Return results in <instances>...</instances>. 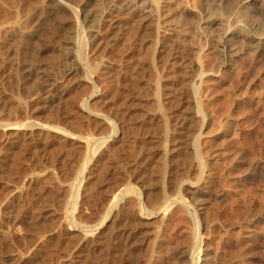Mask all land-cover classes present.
<instances>
[{
	"label": "rangeland",
	"instance_id": "rangeland-1",
	"mask_svg": "<svg viewBox=\"0 0 264 264\" xmlns=\"http://www.w3.org/2000/svg\"><path fill=\"white\" fill-rule=\"evenodd\" d=\"M60 1L67 5L66 8L60 12L62 14L60 16L65 22L63 23V21H60V16L58 21L53 18L50 21V28L52 27V29H50L48 24L49 20L47 23L45 22L48 26L46 24L44 25L42 23L44 22L42 17L49 12L48 10H51V7L54 8L59 0H0V32H2L0 34V47L2 48V45H5L4 47H6L7 50H9L8 48L14 49L15 46L11 44L17 43L16 47L20 50H17L19 53L16 52L17 54L15 53L13 56L15 58V55H17V58L21 56L18 62L20 64V61L23 62L22 59H24V61H30L32 59L35 60L37 56L40 57L36 60H42L45 57V53L42 51L45 45L52 46L53 44L56 46L55 44L58 42L59 44L60 42L66 44L65 51L71 58L70 61L68 59V61L65 62L66 67L65 64L60 66L62 68L59 67L63 76L61 73V76L58 75L57 77H54L56 81L52 79L51 82L54 80L53 84L51 82L50 85L49 83H45V89L43 88L41 90L43 94L40 92L42 99L38 98V95L40 94L33 95L32 98H36L35 100L40 101L43 100L42 102H44L55 98H61L62 96L60 97V93H62L63 97L61 99L63 100L64 98V100L62 101L59 99V101L61 100L60 105L63 106V104H67L71 101V99L68 98L71 96V93L70 96H68L69 94L67 93L69 90H76L78 87V89H80L83 84L84 86L87 85L89 89H86L87 92L83 93V95H85L82 96V100L80 99L81 101L79 100V102H77L78 105L76 104L74 109L75 111L78 110V112L76 111L77 113H75L74 110V112L72 111L73 114L70 112V118L67 116V121L71 122V124H68V122L66 124L73 126L75 124H72V122L78 124L83 119L84 121L82 122H84L85 127H87L88 123H91V121L94 123L93 126L96 127V123L99 127H96L98 128L96 130L93 128V134H91L89 138L78 137L81 133L80 131L76 132V134H69L67 137V135L60 134L56 129L50 130V132L52 131V136L50 133L51 138H49L50 140H48L47 143H53L54 141L53 150H56H50V158L55 156L54 159H56L58 154L56 156L55 153L59 151L58 146L64 141L63 144H67L66 147L72 149L71 145L73 144V147H75L70 151L65 150L67 149L65 147V149H63L64 151L61 150L63 153L61 151H59L60 153L58 152L59 157L57 159L61 157L59 159L61 162L57 159L58 162H56L61 164L58 165L55 162L57 164L55 165L56 167L61 166L58 167L60 173L57 168L58 173H54L53 177H51L53 180L49 179L51 181L48 183V181H46L47 179H45L46 172L39 173L37 171V173L34 172L35 174L29 173L28 175L27 172L31 171L28 166L32 161L27 160L29 164L22 161L23 165L19 161L20 165H22H19L21 170L19 169V166L18 168L13 169L10 167V164L6 165V162H4L5 164L3 163V161H5V156L13 154L11 156L13 157L16 155L14 153H17L20 148L28 147V145L31 144V135L29 136L31 129L28 128L32 127L23 128L24 126L14 127L11 125L5 127L0 126V148H2L0 149V163H3L2 165H4V167L6 166L5 169L4 167L3 169L0 168V171L2 170V173H4L3 176L1 175L2 173L0 174V180L3 178L0 181V189L6 188L7 186L9 189H12L9 190L6 188V195H2V202L0 203V264H83L84 260L82 259H84V255H81L80 253L84 254V250L82 249L85 244H92L91 248L93 250H91L92 255L90 256V264H95L94 259L99 257L100 252H98V256H96L97 250L95 252V246L93 244L96 241L93 243L91 242L93 241V238L97 240L101 238V234L108 235V233L109 235L111 233V235L114 236L112 238L113 244L120 242L121 244L128 243L127 245H132L136 240H140L141 238L140 243H142V245L144 244L145 247L150 245L148 244L149 242L153 245L154 243L160 244L161 241L164 242H161V244H171L172 246L170 245V247H173L176 250L183 247L182 249H186L185 254L182 256L181 254L177 255L183 264H194L199 255L200 260L196 264H264V49L261 52L248 49L242 56L227 62V65L222 67V64L218 61L216 55V37L208 38L204 36L205 34L199 27L203 10L207 9L209 6L208 0L207 3L206 0ZM240 2L241 0H225L224 3L221 4V8L223 14L225 11L224 8L226 9V7L237 8V17L242 25L238 27V29H240V35L235 43L239 47L244 48L246 43L245 36L248 32V24L254 19V21L260 25L261 29H264V15L256 12L248 13L246 9H243ZM259 2L262 8H264V0H259ZM74 5H79L81 12L83 7L88 8L87 11H89V14L84 22L86 27L85 33L83 32L82 27H80V29L79 26L76 27L78 25L76 15L72 20L75 14L72 9V6ZM100 5H102L101 8ZM141 8H144V13L142 12L144 16H137L136 19L133 20L132 17L134 16V13L137 9ZM21 12H23V14ZM15 13L16 15H14ZM18 13L20 14V17L22 15L21 19H18ZM147 14L149 18L145 16ZM247 14L249 16H247ZM6 15L9 16L7 17ZM11 16H13L12 18L16 16L14 19L17 18L20 20V22H22L20 23L21 26L19 24L16 25V23L13 22L11 24H15V27L13 25L9 26V22L13 20L12 18H9ZM83 16L84 15H80L81 20L83 19ZM98 16L102 17L100 19L101 22L99 21ZM143 17L145 19H143L144 22L141 19ZM93 18H97L98 20H94ZM139 18L141 20L138 21ZM18 20L16 21L18 22ZM41 20L42 22H40ZM74 20L76 21L75 24L73 23ZM234 20L235 19H233V21ZM13 21L15 22V20ZM140 21L141 24H139ZM145 21L148 24L145 23ZM5 22L9 24H6ZM53 23H56L59 26L57 27L55 24L54 27L52 26ZM132 24H139L140 26H131ZM4 26L7 28L5 29ZM18 26H20V28ZM59 27L61 30L58 29V31L56 28ZM144 27H148V29H145ZM67 28L70 29L66 30ZM130 29L133 31L130 32ZM136 29H139V32L136 31ZM10 30L15 33L12 34ZM25 30L26 34L24 33ZM36 30L38 32H36ZM62 30L64 32H62ZM42 31L43 33H41ZM57 31L59 37L57 36ZM69 31L72 35H69ZM134 31L138 33H135ZM16 32L18 34H16ZM27 32H30L31 34H28ZM34 32L36 35L33 34ZM65 32H67L69 36H72V39H69L71 37L68 38L67 36L69 40L66 38V41L63 40L64 35L67 34ZM19 33H21V36L27 35L28 37L23 36L22 38L23 40L26 38L27 41L26 39L24 41L17 39H21ZM74 33L75 35H73ZM38 34H40L41 37L44 36L43 38L45 39L49 38L47 40H41V37ZM135 34H137V36ZM5 35H8L9 37H5ZM15 35L18 36L15 37ZM31 35L37 39H31ZM2 39L5 40L7 44L3 43L5 41ZM84 40L88 41L87 48H84ZM21 42L23 45L25 44L24 47H22L23 45ZM47 42L51 45L49 43L46 44ZM41 43L43 46L40 45ZM43 43H45V45ZM18 44L19 46H17ZM33 44L34 46L36 45V47L41 48L37 51L38 55L35 51L37 48L34 51L29 49L30 45ZM102 45L103 48L101 47ZM104 46H106L105 50ZM19 47H22V50ZM1 48L0 52H2L3 55L0 53L2 55H0V68L2 67L0 70V78L2 81L0 80V83H5V79L10 81L14 80L18 83V79L15 78L17 77V75L15 76L17 70L14 68L11 70V64H7L9 61H7L5 58L6 56H4L7 54V50L3 52ZM175 48L178 49V51L173 55V51L176 50ZM3 49L5 50V48ZM14 50L16 51V49ZM94 50L96 51L94 52ZM102 50L104 52H102ZM119 50L121 54H119ZM20 51H22V53ZM31 51L32 54L36 55H33L35 57L30 55L31 53L29 52ZM83 51L84 53H82ZM81 54L86 58V62L81 59ZM129 54L130 56H128ZM147 54L150 55L148 60L147 58L145 59ZM41 56L42 59H40ZM17 58L16 60H18ZM2 59L3 61H1ZM91 59H94V64ZM89 61H91L94 66L96 63H99L96 65L99 66L98 70L100 71L93 73L94 78L89 75L90 68L88 66L91 64ZM135 61L139 62V65H137L138 67L134 71V67H136L133 66L136 63ZM131 63L132 67L130 65ZM92 64L91 66H93ZM140 65H144V68ZM7 66H10L11 69ZM139 67H142L143 69ZM75 68H80V71H78L76 75L72 73V70ZM107 69L112 71L114 69L113 72H110V74L112 73L111 75H113L114 72L117 73L114 74L115 76H111L109 73H106ZM140 69L143 72L140 71ZM6 73L9 74L7 75ZM131 73H133V75ZM136 74L138 75V79L135 77ZM3 75L7 76L3 79ZM8 76H11L12 78L10 77V79ZM123 77L129 78V82H132L130 86L135 83H133V81L138 83H136L137 85L134 84L136 86L133 85V89L132 87L127 86V88H131V91H127L130 96L125 95L126 97H124V94L122 93V97L120 94L123 92V88H125V86L120 85L121 82H123L121 80L124 79ZM63 79L67 80L65 81ZM8 80L6 81L9 84L10 81L8 82ZM64 82H66L65 86ZM110 82L112 83L110 84ZM1 84L0 86H2ZM119 85L122 86V88L120 87L122 91H118ZM55 87H59V89L54 91ZM1 90H3V88ZM52 91L53 94H51ZM65 92L67 94H65ZM10 96L11 95H9V97ZM9 97H7L8 101L7 99L5 101L8 103L11 99L12 104L15 105H11L10 103L8 107L4 106L6 109H4L2 105L3 98H0V105L2 106H0V111H3L2 113L6 114L4 116L1 114L2 118H0V120L2 119V121H4L3 118L8 116V119L6 117L4 122L7 120L11 121V119L12 121H17L20 117L17 116L19 113L16 111L15 107L18 105L17 98L13 96L14 99L13 97H10L9 99ZM67 98L70 101H66ZM84 100L88 101L89 104H96L97 107H94V110L92 109V111H89L84 105H82ZM97 102L99 103V106ZM9 107L11 108L9 109ZM2 108L7 111L5 112ZM40 108L41 107H39V109ZM97 108L99 109L97 110ZM32 110H28V113H24L22 116L24 115V117L28 116L31 118L27 120L31 121L32 118L34 120L32 113H35L37 109ZM29 111L31 115L29 114ZM78 113L82 114L79 115ZM78 117L81 121H79L80 119ZM70 119H72V121ZM19 120L20 118L18 121ZM165 123H167L168 127H166ZM183 123L189 124L190 129L181 128L183 126L180 124ZM56 124H61V122ZM66 124H64V126L68 128V125ZM38 126L39 124H36L32 129L39 130L43 128L42 126ZM85 127H83L82 136L87 134L86 130H88V128L86 129ZM114 127H117L118 131L113 135L111 134V129L113 130ZM133 128H135V130ZM25 136H27V139H25ZM23 138L25 139V142ZM54 138L59 141H55ZM105 139H107L106 143H104L96 154H94L93 149L96 147V144L105 141ZM61 140L63 142H61ZM26 141L29 143L26 144L27 146L25 145ZM18 142L20 143L18 144ZM135 142L137 145L134 144ZM22 144H24V146ZM77 145L81 148L79 149ZM55 147L58 148L55 149ZM28 148H30V145ZM110 148L114 149L111 150ZM6 149H8V151ZM10 149L11 151H9ZM76 149L80 151H78L77 154L75 152ZM65 151L67 153H65ZM106 151H108V153ZM110 151L111 155L109 153ZM69 152H71L70 155L75 152L73 154L74 157L71 155L72 160L69 158V155V157L66 155L69 154ZM105 152L108 155V159L106 157L104 159L103 157ZM118 153H120L121 156H119ZM80 154L81 156H78ZM47 155L43 158L47 159L49 154ZM63 157H66V159ZM79 157L80 159H78ZM109 157L114 160H110ZM99 158L103 159V161L100 160L99 162ZM69 159L72 162H70ZM85 159H89L90 161L87 168L84 169L83 165L86 161ZM117 159L119 161H117ZM108 160L110 163L104 162ZM75 161L80 163L78 164ZM74 162L79 166L83 164L80 166V169L84 170H78L77 167L79 166L76 165L74 167ZM108 163H112L111 166L105 165ZM104 166H106V168H104ZM72 167L75 170L77 169V172H74ZM162 167L165 168V171ZM23 168L24 170L22 171ZM27 168L29 170H27ZM114 169H116V171L118 169V173ZM6 170L11 172H6ZM68 170H72L73 172ZM15 171L17 175H10V173H15ZM25 171L27 175L26 173H23ZM111 171L114 172L113 174L115 175L117 173L118 178L117 175L115 176L112 174L116 180H114L115 178L111 175ZM20 173L23 174L19 175ZM24 174L27 177L23 176ZM39 174L40 176H43L40 177ZM9 176L11 177L9 178ZM32 176L33 181L31 182L32 179L30 180V178ZM56 176L58 177L56 178ZM80 178L83 180L82 185L80 184ZM110 178L111 180H109ZM105 179H107V181ZM41 180L43 184L42 182H39ZM44 181H46V183ZM16 182H19L18 184L20 185V188H18L19 186L18 184L16 185ZM37 182L41 183L45 189L48 188L49 194H51V196L55 195V200L57 201L55 202L53 197L54 202L48 203L50 205L45 203L47 204L45 208H43V200L39 202L42 207H35L36 205L32 203L29 197H32V192L33 194H38L39 189L37 190ZM31 183L33 185L35 184L36 187L32 188ZM21 185L24 187L23 189H21ZM25 186L30 189L29 192ZM78 188H80V196L77 200L75 192ZM126 190H128V192ZM198 190H201L202 193L200 192V194H198ZM120 191H124L125 193L123 192L122 195ZM115 193L120 196L122 195L123 199L119 200V204L127 202L131 197L130 200H132L133 206L131 207L132 210L130 208L128 211L133 214V223L137 226L135 227L134 224V226H130V230L127 233L124 231L122 233L120 231L122 229L115 228L118 233L121 232L120 235L115 233L116 231L114 229V227H116L114 225L120 218V216L119 218L116 217L117 215L115 216V214H118L119 212H116L118 209H116L115 206L113 208L114 210L110 212V215L108 212L110 206L115 204V201L117 202V200L114 201L112 199ZM21 194L25 195L22 197ZM197 195L200 196L198 197ZM25 196H27V198ZM56 197L59 200L56 199ZM21 198H23V200ZM14 200L17 202L20 201L21 203L23 201L24 204L19 205V202L17 205ZM29 201H31V203ZM170 202H173V204L167 209V205ZM26 203H30V208L29 204L27 205ZM39 204L37 206H39ZM135 205L136 208H134ZM165 205L166 208L164 207ZM21 209L24 211L23 213L21 212ZM40 209L42 210L40 211ZM147 209H154L157 211L148 216L147 212L145 213V211H148ZM29 214L34 215V217L36 216V218L33 219V216H30ZM104 216L106 217L104 218ZM113 217L118 221H113ZM75 222L80 225H75ZM137 223L139 224V227ZM167 224H169V226ZM163 225L168 227H164ZM88 229H94V232L88 231ZM129 232L130 234H128ZM137 232L139 234L137 236L134 235L137 234ZM123 234L126 236L124 237ZM87 237L89 239H86ZM144 237L147 239H144ZM178 237L180 240L177 239L176 241L175 238ZM90 239H92V241ZM186 239H189L188 242ZM182 240H184L185 243L184 241L181 242ZM178 241L181 243H178ZM138 242L139 241L136 243ZM199 245L201 248H198L196 249L197 251H195V247ZM200 250L201 252L199 254ZM165 252L163 255L160 253H154L156 255L153 257L154 260L157 263H160L161 260L163 261V257L168 255V252ZM171 260H174V258H171Z\"/></svg>",
	"mask_w": 264,
	"mask_h": 264
},
{
	"label": "bare ground",
	"instance_id": "bare-ground-1",
	"mask_svg": "<svg viewBox=\"0 0 264 264\" xmlns=\"http://www.w3.org/2000/svg\"><path fill=\"white\" fill-rule=\"evenodd\" d=\"M15 1V0H14ZM33 1V0H32ZM224 1L225 0H208V3H209V6H208V8L207 9H205V10H203V15H202V18H201V21H200V23H199V27H200V29H201V31L205 34H203L204 36H206V37H208V38H210V37H216L215 39H217V42H216V45L215 46H217L216 47V55H217V59H218V61L222 64V67H225L226 65H227V62H229V61H231V60H233V59H237L238 57H240V56H242L244 53H245V51L246 50H248V49H252V50H258V51H263V49H264V29H261V27H260V25H258V23L256 22V21H254V19L248 24V32H247V34H246V36H245V38H246V43H245V47L244 48H241V47H239L236 43H235V41L237 40V38H238V36L240 35V29H238V27L240 26V25H242L241 24V21L238 19V17H237V8L236 9H234V8H228V7H226V9L224 8V14H223V11H222V8H221V4L222 3H224ZM13 2V1H12ZM29 3V2H28ZM33 3V2H32ZM206 3H207V0H206ZM16 4V3H15ZM14 4V5H15ZM104 4V3H103ZM240 4H242L241 6L243 7V9H246V11H248V13L249 12H251V13H254V12H256V13H259V14H261V15H264V8H262V6H261V4H260V2H259V0H241V2H240ZM66 4L64 3V2H62V1H60L59 0V2L58 3H56L55 4V6H54V8L53 7H51V10H48L49 12L44 16L43 15V17H42V14H41V17H42V19H43V21L44 22H42V20L40 21V22H42L44 25L48 22V20H49V22H48V24H49V28H50V26H51V24H50V21L54 18V20H59L60 19V15H62L60 12H62V10H64L65 8H66ZM99 6V5H98ZM101 6L102 5H100V8H101ZM27 7V6H26ZM29 7V6H28ZM234 7H236V6H234ZM105 8V7H104ZM145 8V7H144ZM144 8H141V9H137L136 10V12L134 13V16L132 17V19L134 20V19H136V17L137 16H140V17H142V16H144V14H142V12H143V10H144ZM72 9H73V11L75 12V14H74V17L72 18V20L75 18V15H76V19H78V22H77V26L76 27H78L79 26V29H80V27H82V30H83V32L85 33V31H86V27H85V25H84V22H85V19H87V17H88V12L89 11H87V9L88 8H84L83 7V9H82V12L80 11V9H79V5H74V6H72ZM19 10V9H18ZM23 11V10H22ZM46 11V10H45ZM5 12H7V11H5ZM4 12V13H5ZM8 12H10V11H8ZM24 12V11H23ZM23 12H21L22 14H23ZM43 12V11H42ZM144 13V12H143ZM6 14V13H5ZM12 14V13H11ZM10 14V15H11ZM65 14V13H64ZM14 15H16V13L14 14ZM20 14L18 13V16H19ZM36 15V14H35ZM80 15H84L83 16V19L81 20L80 19ZM5 16V15H4ZM7 16V15H6ZM9 16V15H8ZM7 16V17H8ZM24 16V15H23ZM60 16V17H59ZM65 16V15H64ZM145 16H147L148 17V14L147 15H145ZM247 16H249L248 14H247ZM13 16H11V17H9V18H12ZM16 16H14V18H15ZM40 17V16H39ZM40 17V18H41ZM109 17V16H108ZM147 17H145V18H147ZM3 18H5V17H3ZM14 18H12L13 20H15V22L12 20L11 22H9L10 23V25L9 26H14L15 24H11L12 22L13 23H16V25H20V23H22V22H20V20H18V19H21L22 18V15H21V17L19 16L18 17V19L16 18V19H14ZM29 18H30V16H29ZM32 18H33V16H32ZM40 18H39V20H40ZM55 18H57V19H55ZM59 18V19H58ZM94 18H95V16H94ZM93 18V19H94ZM102 17H100V16H98V19H99V21H100V19H101ZM149 18V17H148ZM7 19V18H6ZM5 19V20H6ZM75 19V20H76ZM97 19V18H96ZM96 19H94V20H96ZM97 19V20H98ZM131 19V18H130ZM142 19V21H143V19H144V17L143 18H141ZM140 18L138 19V21L139 20H141ZM233 19H235L234 21H233ZM5 20H3V21H5ZM10 20V19H9ZM8 20V21H9ZM16 20H18V22L16 21ZM28 20V19H27ZM38 20V19H37ZM74 20V21H75ZM112 20H113V18H112ZM132 20V21H133ZM145 20V19H144ZM60 21L62 22L63 21V23L65 22L63 19H62V17H61V19H60ZM67 21H68V19H67ZM69 21H70V19H69ZM73 21V23L75 24L76 23V21L74 22ZM132 21H131V23H132ZM39 22V23H40ZM46 22V23H45ZM54 22V21H53ZM71 22V21H70ZM101 22V21H100ZM136 22H137V20H136ZM144 22V21H143ZM6 23V22H5ZM9 23H6V24H9ZM42 23H40V24H42ZM68 23V22H67ZM66 23V24H67ZM94 23V22H93ZM103 23V22H102ZM139 23V22H138ZM145 23H147L146 21H145ZM224 23H226V24H224ZM56 24V23H55ZM55 24L53 23V25L52 26H54L55 27ZM59 24V23H58ZM61 24V23H60ZM139 24H141V21H140V23ZM139 24H137V25H139ZM144 24V23H143ZM148 24V23H147ZM147 24H145V25H147ZM5 25V24H4ZM47 25V24H46ZM57 25V24H56ZM69 25V24H68ZM71 25H72V23H71ZM122 25V24H121ZM134 25H136V24H134ZM133 24L131 25V26H134ZM136 25V26H137ZM225 25V26H224ZM8 26V25H7ZM8 26V27H9ZM21 26V25H20ZM20 26H18L19 28H20ZM24 26V25H23ZM48 26V25H47ZM47 26H45V27H47ZM59 25H57V27H58ZM63 26V25H62ZM70 26V25H69ZM75 26V25H74ZM140 26V25H139ZM148 26V25H147ZM3 27V26H2ZM5 27V26H4ZM15 27V26H14ZM17 27V26H16ZM61 27V26H60ZM56 28L57 30L58 29H60L61 30V28ZM71 27H73V26H71ZM7 27H5V29H6ZM13 28V27H12ZM41 28H44V27H41ZM48 28V29H49ZM131 28V27H130ZM135 28V27H134ZM139 28V27H138ZM145 29H148V27H144ZM1 29V28H0ZM11 29V28H10ZM40 29V28H39ZM50 29H52V27L50 28ZM62 29H63V27H62ZM70 29V28H69ZM68 28L66 29V30H69ZM133 29V28H132ZM140 29V28H139ZM138 29V30H139ZM8 30V29H7ZM17 30V29H16ZM16 30H14V31H16ZM42 30V29H41ZM65 30V31H66ZM73 30H74V28H73ZM131 30V29H130ZM137 29H136V31H138ZM11 31V30H10ZM12 31H13V29H12ZM11 31V32H12ZM20 31H22V30H20ZM23 31H24V29H23ZM45 31V30H44ZM47 31V30H46ZM56 31V30H55ZM59 31V30H58ZM58 31H57V33H58ZM133 30H131L130 32H132ZM242 31V30H241ZM36 32H38L37 30H36ZM40 32V31H39ZM62 32H64L63 30H62ZM68 32V31H67ZM67 32H65V33H67ZM112 32V31H111ZM135 32V31H134ZM139 32V31H138ZM138 32H135V33H138ZM140 32H141V30H140ZM2 32H0V34H1ZM4 33V32H3ZM6 33H8V32H6ZM15 33V32H14ZM13 32H12V34H14ZM22 33V32H21ZM21 33H19V35L21 34ZM25 34H26V30H25V32H24ZM28 34H31L30 32H27ZM41 33H43V31L41 32ZM53 33H55V32H53ZM53 33H52V36H53ZM11 34V33H10ZM16 34H18L17 32H16ZM34 35H36L35 34V32L33 33ZM133 34V33H132ZM33 35V36H34ZM39 36H40V34H38ZM45 35V34H44ZM55 35V34H54ZM69 35H72V34H70V31H69ZM68 35V33L66 34V35H64V38H63V40H65L66 41V39L67 40H69V39H72V36H69ZM73 35H75V33L73 34ZM136 36H137V34H135ZM11 36V35H10ZM18 35H15V37H17ZM21 36V35H20ZM23 36H26V37H28L27 35H23ZM23 36H21V39L20 38H17V39H19V40H23L22 38H23ZM49 36H50V33H49ZM58 37H59V33H58V35H57ZM66 36V37H65ZM67 36H68V38L69 37H71V38H67ZM141 36H142V34H141ZM1 37V36H0ZM3 37V36H2ZM5 37H9L8 35L6 36L5 35ZM31 37H32V35H31ZM41 37V36H40ZM44 36H42L41 37V40L42 39H45V38H43ZM35 38L36 37H32L31 39H33V40H35ZM49 38V37H48ZM47 38V39H48ZM66 38V39H65ZM132 38V37H131ZM6 39V38H5ZM26 39V38H25ZM24 39V40H25ZM30 39V40H31ZM37 39V38H36ZM39 39V38H38ZM47 39H45V40H47ZM52 39V38H51ZM55 39V38H54ZM74 39V38H73ZM85 39V38H84ZM108 39V38H107ZM130 39V38H129ZM3 40V39H2ZM7 40V39H6ZM13 40V39H12ZM19 40H17V41H19ZM23 40V41H24ZM32 40V41H33ZM41 40H40V42H41ZM53 40V39H52ZM62 40V41H63ZM130 40H132V39H130ZM3 41H5V40H3ZM8 41V40H7ZM26 41H27V39H26ZM25 41V42H26ZM38 41V40H37ZM50 41V40H49ZM85 41V40H84ZM9 42V41H8ZM12 42H14V41H12ZM16 42V41H15ZM44 42V41H43ZM131 42V41H130ZM3 43H5V44H7V42L5 41V42H3ZM30 43V42H29ZM33 43V42H32ZM37 43V42H36ZM39 43V42H38ZM49 42H47L46 44H48ZM108 43V42H107ZM126 43V42H125ZM128 43V42H127ZM17 44V43H16ZM16 44L15 43H13V44H11V45H13V46H15V48L14 49H16V51L13 49V48H8L9 50H7V48L6 47H4L3 45H2V50H3V52L4 51H6L7 50V54L6 55H4V56H6L5 58L7 59V61H9V63H7L8 65L9 64H11V67H12V69H11V67L10 66H7L8 68L10 67V69L11 70H13V68L15 69V70H17V73H16V71L14 70V72L16 73L15 74V76L17 75V77H15V78H17L18 80V83L17 82H15L14 80H8V79H5V83H3V84H1L2 86H0V98H3L2 99V105H3V107L5 106H7L8 107V105L11 103V105H15V104H12V100L10 99V97H13V96H15V98H17V101H18V105L17 106H15L16 107V111L19 113V115L17 114V112H16V114H17V116H20L19 118H20V120L18 121V119H17V121L15 120V121H12V119H11V121L9 120H7L6 122H4L6 119V117H7V119H8V116H6L5 118H3L4 119V121H2V119L0 120V126H9V125H11V126H14V127H23V128H27V127H32L33 128V126H35L36 124L38 125L39 124V126L41 127H43V128H41V129H39V130H35V129H32V128H28V129H31L30 131H31V133L29 134V136L31 135V144H29V143H27L28 141H29V139H28V141H26V143H25V145L26 144H29L30 145V148H28L29 147V145H28V147H25V148H20V150H18V152L16 153H14V154H16L15 156H13V157H11L12 155H7V156H5V158H4V160L5 161H3V163L4 162H6L7 164L6 165H8V164H10V167L11 168H13V169H15V168H18V166L20 165V162H21V164H22V161L24 162H27L28 163V161H32V163H30V165L28 166L29 167V169L31 170L30 172L28 171L27 173H28V175H29V173H37V171L39 172V173H45L46 172V178L45 177H43V178H45V179H47L46 181H48V183H49V181H51V180H49V179H52L51 177H53V175H54V173H58V170H59V168L58 167H61V166H58V167H56V165L58 164L57 162L59 161V159L61 158H59V159H57L58 157H59V151H64L63 149H65V147L67 146V144L65 145V144H63L64 142L61 140V142H63L62 144H60V146H58L59 147V151H57L55 154H56V156H57V154H58V156L56 157V159L58 160H56V159H54L55 158V156L53 157V158H50V150L52 151L53 150V147H54V141H53V143H47V141L48 140H50L49 138H51L50 137V133L52 132H50V130H52V129H56L57 131H59L60 132V134L62 133L63 135H67V137H68V135L70 134H76V132H78V131H80L79 133H80V135L83 133V127H85V125H84V122H82V121H84L83 119H82V121H81V119L79 120V121H81L80 123H78V124H76V123H73L72 122V124H75V125H79V126H81V127H79V126H75V125H73V126H71V125H68V124H71V122H68L67 120H68V118H67V116L69 117L70 116V112L72 113V111L75 109V107H76V104L78 105V103L77 102H79V100L81 99L82 100V96H84L83 95V93L84 92H87V90L89 89L88 87H87V85H85L84 86V84H83V86L82 87H80V89H72V90H69L67 93L69 94L68 96H70V93H71V96L70 97H68L69 99H71V101L67 98L66 99V101L67 100H69L68 102L69 103H67V104H63V106H61L60 104V101L62 100L61 98L63 97V95H62V93H60V97L61 98H55V99H51V100H48V101H44V102H42V101H40V100H35V99H33L32 98V96L34 95H36V94H40V92H41V90L44 88V86H46L45 85V83L46 84H48L49 83V85H50V82L52 81V79H54V77H57L58 75H60L62 72H61V69L60 68H62V67H60L61 65H63V64H65V62L66 61H68V59H69V61H70V56L68 55V53L65 51L66 50V44H63V43H61L60 42V44H59V42L57 43V44H55V42H54V44L56 45V46H54L53 44H52V46H49V45H45V43H43L45 46L43 47V50L42 51H44V53H45V57L42 59V56H41V58L40 59H42V60H36L38 57H40V56H37V58L35 59V60H33L32 59V56L33 55H35V54H32V51L31 52H29V53H31L30 55H32L31 56V59L32 60H30V58H29V60L30 61H24V59H22L23 60V62L22 61H20L21 63L19 64L18 62H19V59H20V57L19 58H17V55H15L16 56V58L18 59V60H16V58L13 56V54H15L16 52H17V50H20V49H17V47H16ZM20 44V43H19ZM19 44L17 45V46H19ZM21 44H22V42H21ZM50 44V43H49ZM84 48H87L88 47V41L86 40L84 43ZM129 44V43H128ZM127 44V45H128ZM1 45V44H0ZM8 45H9V43H8ZM23 45V44H22ZM25 45V44H24ZM24 45L22 46V47H24ZM27 45H29V44H27ZM41 46H43L42 45V43L40 44ZM39 45V46H40ZM51 45V44H50ZM120 45V44H119ZM124 45H126V44H124ZM13 46H11V47H13ZM40 46V47H41ZM10 47V46H9ZM22 47H19V48H21V50H22ZM29 47V46H28ZM69 47V46H68ZM97 47H99V46H97ZM102 48H103V45L101 46ZM100 47V48H101ZM105 47L106 46H104V50H105ZM120 47V46H119ZM122 47H124V46H122ZM3 48H5V50L3 49ZM37 48V50H35ZM27 49V48H26ZM29 49H31V50H35L36 51V54L38 53L37 51L39 50V49H41V48H38V47H36V45L34 46V44L33 45H30V47H29ZM124 49V48H123ZM125 49H127V48H125ZM174 49V48H173ZM176 49V48H175ZM1 50V51H2ZM25 50V49H24ZM28 50V49H27ZM27 50H25V51H27ZM151 50V49H150ZM96 50H94V52H95ZM98 51V50H97ZM118 51V50H117ZM122 51V50H121ZM136 51V50H135ZM177 51H178V49H176L175 51H173V55H175L176 53H177ZM21 53H22V51H20ZM28 52V51H27ZM100 52V51H99ZM102 52H104L103 50H102ZM107 52V51H106ZM150 52V51H149ZM0 53H2V52H0ZM17 53H19V52H17ZM16 53V54H17ZM23 53H24V51H23ZM43 53V52H42ZM67 53V54H66ZM82 53H84V51L82 52ZM148 53V52H147ZM5 54V53H4ZM28 54V53H27ZM119 54H121L120 53V50H119ZM127 54V53H126ZM149 54V53H148ZM147 54V55H148ZM152 54V53H151ZM1 55V54H0ZM2 55H3V53H2ZM1 55V56H2ZM38 55V54H37ZM40 55H41V53H40ZM82 55V54H81ZM80 55V56H81ZM125 55V54H124ZM123 55V56H124ZM132 55V54H131ZM147 55H146V57H145V59L147 58V60H148V58L150 57V55H148V57H147ZM24 56V55H23ZM36 56V55H35ZM35 56H33V57H35ZM87 56V55H86ZM90 56V55H89ZM115 56V55H114ZM120 56V55H119ZM128 56H130V54L128 55ZM136 56V55H135ZM73 57V56H72ZM116 57V56H115ZM134 57V56H133ZM133 57H132V59H133ZM174 57V56H173ZM24 58H26V57H24ZM124 58V57H123ZM123 58H121V59H123ZM175 58V57H174ZM1 59V58H0ZM4 59V58H3ZM3 59L1 60V61H3ZM5 59V60H6ZM81 59H83V60H85V62H86V58L84 57V55H82L81 56ZM90 59V58H89ZM139 59V58H138ZM26 60V59H25ZM27 60H28V57H27ZM91 60H93L92 61V63L94 62V59H91ZM143 60H144V58H143ZM147 60H146V62H147ZM5 62V61H4ZM136 62V61H135ZM2 63V62H1ZM89 63H91V61H89ZM91 63V64H92ZM95 63V62H94ZM93 63V64H94ZM130 63V62H129ZM137 63V64H136ZM133 66H136V67H134V71H135V69H137V65H139V62H136ZM145 63V62H144ZM6 64V65H7ZM68 64V63H67ZM91 64H89V72H90V76L91 77H93V73H95V72H99L100 70H98L99 69V66L98 65H96V64H99V63H96L95 64V66L93 65V66H91ZM141 64V63H140ZM2 65L4 66V64L2 63ZM131 65V67H132V63L130 64ZM1 66V65H0ZM124 66V65H123ZM126 66V65H125ZM140 66H144V65H140ZM60 67V68H59ZM65 67H66V64H65ZM130 67V66H129ZM128 67V68H129ZM142 67H139V68H142ZM2 68V67H1ZM1 68H0V70H1ZM4 68V67H3ZM64 68V67H63ZM110 68V67H109ZM112 68H114V67H112ZM144 68V67H143ZM142 68V69H143ZM111 69V68H110ZM110 69H107L106 70V73L108 74L109 73V75H111L110 74V72L112 71V70H110ZM117 69V68H116ZM70 70H72V69H70ZM132 70H133V68H132ZM145 70V69H144ZM6 71H7V69H6ZM5 71V72H6ZM63 71V70H62ZM65 71V70H64ZM78 71H80V68L78 69V68H75V69H73L72 70V73H74V75H76L77 73H78ZM113 71H114V69H113ZM112 71V72H113ZM117 71V70H116ZM138 71V70H137ZM140 71H142L141 69H140ZM8 72V71H7ZM11 73H13L12 71H10ZM9 72V73H10ZM120 72V71H119ZM143 72V71H142ZM2 73V72H1ZM9 73H6L7 75L9 74ZM105 73V74H106ZM117 73V72H116ZM115 72H114V74H116ZM136 73V72H135ZM139 73V72H138ZM137 73V74H138ZM141 73V72H140ZM81 74V73H80ZM113 74V75H114ZM132 75H133V73H131ZM136 74V78L138 79V75ZM7 75H5V76H7ZM11 75H14V74H11ZM43 77H42V76ZM79 75V74H78ZM113 75H111V76H113ZM140 75V74H139ZM1 76V75H0ZM4 76V75H3ZM2 76V78L4 79L5 78V76L3 77ZM61 76V75H60ZM62 76H63V73H62ZM115 76V75H114ZM9 77V76H8ZM11 77V76H10ZM9 77V78H10ZM13 77V78H14ZM130 77H131V75H130ZM12 78V77H11ZM10 78V79H11ZM14 78V79H15ZM62 78H64V77H62ZM73 78V77H72ZM71 78V79H72ZM78 78V77H77ZM94 78V77H93ZM124 78V77H123ZM67 79H68V77H67ZM67 79H63V80H67ZM70 79V80H71ZM74 79V78H73ZM72 79V80H73ZM135 79V78H134ZM0 80H1V78H0ZM6 80H8V82L10 81V83L8 84L7 83V81ZM55 81H56V79H54ZM54 80H53V82H54ZM69 80V79H68ZM113 80V79H112ZM123 82H121V84L120 85H122V86H125V88H123L124 90H123V92H119L121 95H122V93L124 94V97H126L125 95H129L130 96V94H129V92L127 93V91L128 90H130L131 88L130 87H132V89L134 88V86H136L138 83L136 82V81H133V83L134 84H136V85H131L130 86V84L132 83H130L129 82V78L127 77H125L124 79H121ZM133 80V79H132ZM2 81V80H1ZM0 81V82H1ZM118 81V80H117ZM117 81H115V82H117ZM131 81V80H130ZM53 82H51L52 84H53ZM7 83V84H6ZM63 83V82H62ZM65 83L66 82H64V86H65ZM68 83V82H67ZM112 82H110V84H111ZM56 85V84H55ZM117 85V84H116ZM119 85V89H118V91H122V86H120ZM127 86H130V87H128L127 88ZM68 87V86H67ZM117 87H118V85H117ZM121 87V88H120ZM3 88V90H1ZM62 88V87H61ZM45 89V88H44ZM59 89V87H55L54 88V91L55 90H58ZM87 89V90H86ZM160 89V88H159ZM5 90H7V91H5ZM48 90V89H47ZM62 90V89H61ZM60 90V91H61ZM67 90V89H66ZM66 90H64V91H66ZM114 90V89H113ZM59 91V92H60ZM63 91V92H64ZM97 91V90H96ZM95 91V92H96ZM131 91V90H130ZM157 92H159L158 90H156ZM46 92V91H45ZM50 92H51V89H50ZM115 92V91H114ZM42 94H43V92H41ZM54 93H56V92H54ZM66 92H65V94H67ZM118 93V92H117ZM186 93V92H185ZM51 94H53V91H52V93ZM58 94V93H57ZM9 95H11L10 97H9ZM13 95V96H12ZM56 95V94H55ZM119 95V94H118ZM40 96V97H39ZM116 96V95H115ZM7 97H9V101L10 102H8L7 103V101H8V99H7ZM47 97V96H46ZM45 97V98H46ZM122 97H123V95H122ZM30 98H32V99H30ZM38 98H41V94L40 95H38ZM7 99V101H5ZM13 99H14V97H13ZM42 99V98H41ZM49 99V98H48ZM59 99H61L60 101H59ZM63 100H64V98H63ZM62 100V101H63ZM80 100V101H81ZM1 101V100H0ZM1 103V102H0ZM63 103V102H62ZM64 103H66V102H64ZM98 103V102H97ZM21 105H23V106H21ZM82 105H84L89 111L91 110L92 111V109L94 110V107H97L96 106V104L93 106L92 105V103H90L89 104V102L88 101H86V100H84V102H83V104ZM92 105V106H91ZM101 105V104H100ZM1 106V105H0ZM41 107L40 109H39V107ZM98 106H99V103H98ZM2 107V106H1ZM0 107V108H1ZM4 107V109H6ZM93 107V108H92ZM102 107V106H101ZM107 107V106H106ZM11 107H9V109H10ZM100 108V107H99ZM99 108H97V110L99 109ZM3 108H2V110H4ZM8 109V110H9ZM13 109H14V106H13ZM13 109H11V110H13ZM24 109V110H23ZM36 110L35 111V113H32V116L34 117V120H33V118H32V120L30 121V120H27V119H29L30 117H28V116H25L24 117V115L22 116V114H24V113H28L27 111L28 110ZM1 110V109H0ZM32 110V111H33ZM96 110V109H95ZM100 110H101V108H100ZM5 111V110H4ZM7 111V110H6ZM5 111V112H6ZM13 111H15V110H13ZM75 111V110H74ZM73 111V112H74ZM77 112H78V110H76ZM75 111V113H77ZM1 112V111H0ZM3 112V111H2ZM0 113V116H1V114L4 116V115H6L5 113L3 114V113ZM176 113V112H175ZM8 114V113H7ZM16 114H15V116H16ZM29 114H30V111H29ZM68 114V115H67ZM73 114V113H72ZM79 114V113H78ZM80 114H82V113H80ZM79 114V115H80ZM9 115H10V112H9ZM11 115H12V113H11ZM27 115V114H26ZM31 115V114H30ZM107 115V114H106ZM15 116H14V118H15ZM17 116H16V118H17ZM31 116V117H32ZM12 117V116H11ZM10 117V118H11ZM81 117H83V116H81ZM0 118H2V116L0 117ZM70 118V117H69ZM165 118V117H164ZM31 119V118H30ZM71 121H72V119H70ZM159 120H160V118H159ZM77 121V120H76ZM166 121V120H165ZM60 123L61 122V124H56V123ZM68 122V124H66ZM66 124V125H68V128L66 127V126H64V124ZM83 123V124H82ZM90 123V122H89ZM88 123V126L87 127H85L86 129L88 128V130H86V132H87V134L86 135H88V136H86L85 134V136H78V137H81V138H89V136L91 135V134H93V128L96 130V129H98V128H96V127H99V125H97L96 123H95V125H96V127L95 126H93V124L94 123H92V121H91V123L89 124ZM63 124V125H62ZM86 124V123H85ZM166 124V127H168L167 126V123H165ZM180 125H182L183 127H181V128H183V129H190L189 127H190V125L189 124H180ZM192 125V124H191ZM38 126V127H39ZM69 126H70V128H69ZM79 127V128H78ZM81 129V130H80ZM134 130H135V128H133ZM168 129V128H167ZM56 130H53V131H56ZM118 131V129H117V127H114L113 128V130L111 129V134H115L116 132ZM137 131V130H136ZM167 131V130H166ZM58 132V133H59ZM85 132V131H84ZM26 133V132H25ZM57 133V132H56ZM78 133V134H79ZM135 133V132H134ZM77 134V135H78ZM25 135V134H24ZM27 135V134H26ZM57 135V134H56ZM23 136V135H22ZM28 136V137H29ZM51 136H52V133H51ZM54 136H55V134H54ZM62 136V135H61ZM60 136V137H61ZM63 137V136H62ZM177 137V136H176ZM1 138V137H0ZM20 138H22V137H20ZM20 138H19V140H20ZM53 138V137H52ZM56 138V137H55ZM54 138V139H55ZM136 138V137H135ZM24 139V138H23ZM25 139H27V136H25ZM25 139H24V142H25ZM58 139H59V137H58ZM169 139V138H168ZM172 139V138H171ZM52 140V139H51ZM65 140V139H64ZM68 140V139H67ZM106 140L107 139H105V141H101V142H99L98 144H96V147L93 149V153L94 154H96V152L99 150V148L104 144V143H106ZM153 140V139H152ZM152 140H151V142H152ZM176 140V139H175ZM178 140H181V139H178ZM55 141H59V140H57V139H55ZM154 141V140H153ZM184 141V140H183ZM21 142V141H20ZM20 142H18V144L20 143ZM23 142V141H22ZM50 142V141H49ZM133 142H134V140H133ZM138 142V141H137ZM57 143V142H56ZM60 143V142H59ZM66 143H68V142H66ZM72 144V143H71ZM134 144H136V142L134 143ZM23 146H24V144H22ZM22 145H20V146H22ZM74 145V144H73ZM73 145H71L72 146V149L75 147H73ZM125 145V144H124ZM137 145V144H136ZM17 146V145H16ZM27 146V145H26ZM56 146V145H55ZM78 146V145H77ZM121 146V145H120ZM134 146V145H133ZM12 147H14V146H12ZM12 147H11V149H12ZM19 147V146H18ZM58 147H55V149L56 148H58ZM70 147V146H69ZM79 147V149L81 148L80 146H78ZM118 147V146H117ZM67 149H65V150H72V149H70V148H68V147H66ZM115 148V147H114ZM113 148V149H114ZM135 148V147H134ZM151 148V147H150ZM183 148H185V147H183ZM0 149H2V148H0ZM11 149L9 150V151H11ZM15 149V148H14ZM111 150H113L112 148H110ZM115 149H117V148H115ZM151 149H153V148H151ZM7 151H8V149H6ZM77 150V151H76ZM75 150V152H76V154L78 153V149H76ZM119 150V149H118ZM129 150V149H128ZM53 151H56V150H53ZM61 151V152H62ZM115 151V150H114ZM134 151V150H133ZM180 151V150H179ZM188 151V150H187ZM5 152V151H4ZM59 152V153H58ZM72 152V151H71ZM71 152H69V154H66L71 160H72V156H73V154L75 153H73V154H71L70 155V153ZM80 152V151H79ZM81 152H82V149H81ZM107 153H108V151H106ZM106 152H105V154L103 155V157H104V159H105V157L108 159V155L106 154ZM131 152V151H130ZM9 153V152H8ZM63 153V152H62ZM65 153H67L66 151H65ZM64 153V154H65ZM110 153V155H111V151L109 152ZM115 153V152H114ZM114 153H113V155H114ZM186 153V152H185ZM6 154H7V152H6ZM5 154V155H6ZM47 154H49V157L47 158V159H44L43 157L45 156L46 157V155ZM51 154H52V152H51ZM83 154V153H82ZM93 154V155H94ZM116 154V153H115ZM119 154V156H121L120 155V153H118ZM84 155V154H83ZM105 155H107V156H105ZM109 155V156H110ZM113 155H112V158H113ZM117 155V154H116ZM132 155V154H131ZM145 155V154H144ZM4 156V155H3ZM48 156V155H47ZM62 156V155H61ZM78 156H81V154L80 155H78ZM74 157V156H73ZM115 157H117V156H115ZM135 157V156H134ZM133 157V158H134ZM64 159H66V157H63ZM62 158V159H63ZM102 158V157H101ZM101 158H99L98 159V161L100 162V160H102L103 161V159H101ZM112 158L110 159V157H109V159L110 160H112ZM63 159V160H64ZM70 159H69V161H70ZM78 159H80V157L78 158ZM90 159V158H89ZM86 160L85 161V163H84V165H83V168L85 169V168H87V166H88V163H89V161L91 160ZM136 159V158H135ZM28 160V161H27ZM74 160H75V158H74ZM114 160V159H113ZM112 160V161H113ZM141 160V159H140ZM149 160V159H148ZM187 160V159H186ZM20 161V162H19ZM57 161V162H56ZM78 161V160H77ZM101 161V162H102ZM117 161H119L118 159H117ZM57 164H56V163ZM59 162H61V160L59 161ZM70 162H72V161H70ZM76 162V161H75ZM74 162V167H75V165L76 166H79V165H77L76 163H80V162H76L75 163ZM104 162H109V160L108 161H104ZM115 162V161H114ZM2 163V164H3ZM19 163V164H18ZM62 163H65V162H62ZM110 163V162H109ZM105 164V165H110L111 166V164ZM118 163V162H117ZM165 163V162H164ZM1 163H0V168H2L3 169V167H4V165H2ZM5 164V163H4ZM12 164V165H11ZM26 164V163H25ZM29 164V163H28ZM56 164V165H55ZM59 164H61V163H59ZM58 164V165H59ZM73 164V163H72ZM2 165V166H1ZM23 165V164H22ZM22 165H20V166H22ZM64 165H66V164H64ZM82 165H80V166H82ZM159 165V164H158ZM175 165V164H174ZM19 166V167H20ZM67 166H69V165H67ZM70 166H72V165H70ZM80 166L79 167H77V169L78 170H84V169H80ZM120 166V165H119ZM142 166V165H141ZM167 166V165H166ZM165 166V167H166ZM6 167V166H5ZM5 167H4V169H5ZM24 167V166H23ZM116 167V166H115ZM9 168V167H8ZM7 168V169H8ZM10 168V169H11ZM57 168H58V170H57ZM63 168V167H62ZM61 168V169H62ZM73 168V167H72ZM104 168H106V166H104ZM110 168V167H109ZM162 168H164V167H162ZM182 168V167H181ZM20 170H21V167L19 168ZM28 168H27V170H29ZM64 169V168H63ZM76 169V170H77ZM108 169V168H107ZM129 169V168H128ZM159 169V168H158ZM168 169V168H167ZM24 170V168L22 169V171ZM57 170V171H56ZM72 170H74V172L76 171L74 168L72 169ZM72 170H68V171H72ZM106 170V169H105ZM111 170H112V168H111ZM115 171H116V169H114ZM113 170V171H114ZM160 170V169H159ZM171 170V169H170ZM5 171V170H4ZM7 171H9V170H6V172ZM14 171V170H13ZM17 171V170H16ZM16 171H15V173H10V175L12 174V176H13V174H16ZM50 171H53V172H50ZM67 171V172H68ZM109 171V170H108ZM108 171H107V173H108ZM114 171V172H115ZM117 171H118V169H117ZM116 171V172H117ZM164 171H165V168H164ZM163 171V172H164ZM9 172H11V171H9ZM8 172V173H9ZM21 172V171H20ZM73 172V171H72ZM77 172V171H76ZM78 172H80V171H78ZM100 172V171H99ZM103 172V171H102ZM106 172V171H105ZM114 172H112L111 171V175L114 173ZM140 172V171H139ZM162 172V171H161ZM2 173V170L0 171V174ZM23 173H26V171L25 172H23ZM23 173H20L19 175H21V174H23ZM27 173H26V175H27ZM34 173V174H35ZM59 173H60V170H59ZM66 173V172H65ZM104 173V172H103ZM106 173V174H107ZM118 173V172H117ZM117 173H116V175H117ZM7 174V173H6ZM67 174V173H66ZM65 174V175H66ZM100 174V173H99ZM105 174V175H106ZM109 174V173H108ZM124 174V173H123ZM178 174V173H177ZM2 176L4 175V173H2L1 174ZM17 175V174H16ZM25 174L23 175V176H26ZM33 175V174H32ZM37 175V174H36ZM57 175V174H56ZM59 175V174H58ZM110 175V176H111ZM113 175H115V174H113ZM112 175V176H113ZM115 175V176H116ZM122 175V174H121ZM155 175V174H154ZM39 176H40V174H39ZM39 176H37V177H39ZM43 176V175H42ZM42 176H40V177H42ZM60 176V175H59ZM71 176H73V175H71ZM75 176V175H74ZM77 176V175H76ZM104 176V175H103ZM102 176V177H103ZM109 176V177H110ZM111 176V177H112ZM150 176V175H149ZM152 176V175H151ZM7 177V176H6ZM11 176H9V178H10ZM27 177V176H26ZM58 176H56V178H57ZM114 177V176H113ZM125 177V176H124ZM8 178V177H7ZM6 178V179H7ZM16 178V177H15ZM33 178V176L30 178V180ZM36 178V177H35ZM42 178V179H43ZM70 178V177H69ZM115 178V177H114ZM117 178H118V175H117ZM161 178V177H160ZM3 179V178H2ZM1 179V180H2ZM14 179V178H13ZM26 179V178H25ZM39 179V178H38ZM37 179V180H38ZM108 179V178H107ZM107 179H105L106 181H107ZM159 179V178H158ZM162 179V178H161ZM170 179V178H169ZM0 180V181H1ZM35 180V179H34ZM53 180V179H52ZM109 180H111V178L109 179ZM108 180V181H109ZM114 180H116V178L114 179ZM153 180V179H152ZM156 180V179H155ZM14 181V180H13ZM33 181V179L31 180V182ZM46 181H44L45 183H46ZM65 181V180H64ZM83 180H82V178H80V184L82 185V182ZM105 181V182H106ZM163 181V180H162ZM25 182V181H24ZM36 182V181H35ZM39 182H42V180L41 181H39ZM39 182H37L38 183V188H37V190H38V194H33V192H32V197H29L30 198V200L32 201V203L34 204V205H36L35 207H42V205H40L39 204V202L40 201H42L43 200V208H45V206L48 204V203H50V202H54L53 201V197H54V200H55V195L54 196H51V194H49V190H48V188L47 189H45L43 186H42V184H43V182H42V184L41 183H39ZM62 182V181H61ZM104 182V181H103ZM19 183V182H18ZM17 182H16V185L18 184ZM23 183V182H22ZM36 183V184H37ZM51 183V182H50ZM79 183V182H78ZM119 183V182H118ZM117 183V184H118ZM25 184V183H24ZM28 184H29V182H28ZM32 184V183H31ZM53 184V183H52ZM114 184V183H113ZM3 185V184H2ZM15 185V186H16ZM23 185V184H22ZM22 185H21V187H22ZM27 185V184H26ZM35 185V184H34ZM33 184L31 185V187L32 188H35L36 187V185L34 186ZM46 185V184H45ZM80 185V186H81ZM100 185V184H99ZM102 185V184H101ZM115 185V184H114ZM5 186V185H4ZM4 186H2V187H4ZM18 188H20V185L18 184ZM29 186H30V184H29ZM29 186H27V187H29ZM49 186V185H48ZM53 186V185H52ZM92 186V185H91ZM110 186V185H109ZM17 187V186H16ZM30 187V188H31ZM57 187V186H56ZM112 187V186H111ZM1 188V187H0ZM6 188H8V186L6 187ZM6 188H2V189H0L1 190V195H0V203L2 202V198L1 197H3L4 196V194H5V191H6ZM17 188V189H18ZM24 187H22L21 189H23ZM25 188H26V186H25ZM121 188V187H120ZM9 189V188H8ZM7 189V190H8ZM26 189H28V192H29V188H26ZM118 189V188H117ZM122 189V188H121ZM127 189V188H126ZM9 190H12V189H9ZM20 190V189H19ZM33 190V189H32ZM35 190V189H34ZM48 190V191H47ZM57 190V189H56ZM103 190V189H102ZM118 190H120V189H118ZM130 190H132V189H130ZM20 191H22V190H20ZM36 191V190H35ZM34 191V192H35ZM53 191V190H52ZM61 191V190H60ZM99 191V190H98ZM112 191V190H111ZM125 191V190H124ZM124 191H120L121 193H122V195H123V192ZM127 192H128V190H126ZM4 192V193H3ZM12 192V191H11ZM22 192H24V191H22ZM37 192V191H36ZM113 192V191H112ZM126 192V193H127ZM154 192V191H153ZM164 192V191H163ZM198 192V194H200V192H201V190L199 191H197ZM3 193V194H2ZM9 193H10V191H9ZM59 193V192H58ZM66 193V192H65ZM111 193V192H110ZM118 193V192H117ZM120 193V194H121ZM125 193V192H124ZM202 193V192H201ZM26 194V193H25ZM24 194V195H25ZM162 194V193H161ZM3 195V196H2ZM6 195V194H5ZM19 195V194H18ZM22 195V194H21ZM24 195H22V197L24 196ZM30 195V194H29ZM30 195V196H31ZM75 195H76V199L78 200V198H79V196H80V188H78L77 189V191L75 192ZM122 195L120 196L119 194H116L115 193V195L112 197V199L115 201V200H117V202L115 201L114 203L115 204H113V205H111L110 206V208H109V210H108V212H109V215H110V212H112V210H114L113 208L116 206V209H118V210H116V212H118V214H115V216L116 217H118L119 218V216H120V218H119V221L118 220H116L114 217V220L113 221H118L114 226H116V227H114V229L115 228H119V229H122V230H120L122 233H123V231L125 232V233H127L129 230H130V226H132L133 224L135 225V223H133V214H131V212H129L128 211V209H130L133 205H132V200H130V198H129V200H127V202H125V203H123V204H119V200L120 199H123L122 198ZM127 195H128V193H127ZM163 195V194H162ZM8 196V195H7ZM6 196V197H7ZM34 196V197H33ZM50 196V197H49ZM92 196V195H91ZM158 196H159V194H158ZM198 196V195H197ZM200 196V195H199ZM198 196V197H199ZM26 198H27V196H25ZM45 197V198H44ZM97 197V196H96ZM124 197V196H123ZM129 197V196H128ZM136 197V196H135ZM151 197V196H150ZM18 198H19V196H18ZM52 198V199H51ZM63 198V197H62ZM94 198V197H93ZM134 198V197H133ZM3 199H5V198H3ZM7 199V198H6ZM13 199V198H12ZM22 200H23V198H21ZM20 199V200H21ZM50 199V200H49ZM56 199H58L57 197H56ZM86 199V198H85ZM84 199V200H85ZM127 199V198H126ZM158 199H160V198H158ZM26 200V199H25ZM59 200V199H58ZM112 200V201H113ZM138 200V199H137ZM151 200V199H150ZM153 200V199H152ZM176 200H177V198H176ZM14 201H16V200H14ZM31 201H29L30 203H31ZM57 200H55V202H56ZM62 201V200H61ZM91 201V200H90ZM153 201H155V200H153ZM158 201V200H157ZM20 202V201H19ZM19 202H17L16 201V204L17 203H19ZM25 202V201H24ZM64 202V201H63ZM108 202V201H107ZM134 202H136V201H134ZM133 202V203H134ZM139 202V201H138ZM174 202V201H173ZM173 202H170L168 205H167V209H168V207H170L171 206V204H173ZM15 203V202H14ZM30 203H28L29 204V208H30ZM45 203H47V204H45ZM61 203V202H60ZM160 203V202H159ZM21 204H24L23 203V201H22V203L20 202V204L19 205H21ZM27 204V203H26ZM27 204V205H28ZM39 204V206H37ZM52 204V203H51ZM56 204V203H55ZM102 204V203H101ZM160 204H162V203H160ZM1 205V204H0ZM18 205V204H17ZM26 205V206H27ZM48 205H50V204H48ZM59 205V204H58ZM77 205V204H76ZM90 205V204H89ZM136 205H137V203H136ZM136 205H135V207L134 208H136ZM154 205V204H153ZM156 205H158V204H156ZM15 206V205H14ZM14 206H13V208H14ZM24 206V205H23ZM25 206V207H26ZM100 206V205H99ZM130 206V207H129ZM139 206V205H138ZM155 206V205H154ZM10 207V206H9ZM16 207V206H15ZM20 207H22V206H20ZM19 207V208H20ZM24 207V208H25ZM52 207V206H51ZM98 207V206H97ZM104 207V206H103ZM161 207V206H160ZM165 208H166V205L164 206ZM163 207V208H164ZM12 208V209H13ZM24 208H23V210H24ZM28 208V209H29ZM56 208V207H55ZM155 208V207H154ZM9 209V208H8ZM16 209V208H15ZM17 209H18V206H17ZM92 209V208H91ZM166 209V210H167ZM171 209V208H170ZM187 209V208H186ZM22 210V209H21ZM21 211L22 213L24 212V211ZM42 209H40V211H41ZM56 210V209H55ZM131 210H132V208H131ZM130 210V211H131ZM144 210H146V209H144ZM148 210V209H147ZM161 210V209H160ZM163 210V209H162ZM14 211V210H13ZM20 211V210H19ZM18 211V212H19ZM25 211H27V210H25ZM34 211V210H33ZM92 211V210H91ZM157 211V210H156ZM154 209H151V210H148V211H145V213L147 212V214H148V216L149 215H152L153 213H155L156 212ZM11 212V211H10ZM53 212V211H52ZM115 212V211H114ZM134 212V211H133ZM187 212V211H186ZM20 213V212H19ZM34 213V212H33ZM25 214H26V212H25ZM32 214V213H31ZM112 214V213H111ZM8 215V214H7ZM13 215V214H12ZM30 215V214H29ZM173 215V214H172ZM27 216V215H26ZM30 216H33V219L34 218H36V216L34 217V215H30ZM114 216V215H113ZM19 217V216H18ZM106 216H104V218H105ZM135 218V217H134ZM196 218V217H195ZM77 219V218H76ZM172 219V218H171ZM136 221V220H135ZM40 222H42V221H40ZM180 222H182V221H180ZM172 223V222H171ZM198 223V222H197ZM114 224V223H113ZM138 224V223H137ZM142 224H144V223H142ZM75 225H80V224H78L77 222H75ZM96 225V224H95ZM133 225V226H134ZM168 226H169V224H167ZM171 225V224H170ZM90 226V225H89ZM141 226V225H140ZM164 227H168V226H165V225H163ZM111 227V226H110ZM113 227V226H112ZM135 227H137L136 225H135ZM138 227H139V224H138ZM162 227V226H161ZM160 227V228H161ZM91 229V228H90ZM90 229H88V231H93V230H90ZM109 229V228H108ZM113 229V228H112ZM132 229V228H131ZM140 230V229H139ZM164 230H166V229H164ZM107 231H109V230H107ZM115 231H116V229H115ZM114 231V232H115ZM137 231V230H136ZM163 231V230H162ZM87 232V231H86ZM94 232V231H93ZM105 232H106V230H105ZM110 232V231H109ZM120 232V233H121ZM130 232H132V231H130ZM130 232L128 233V234H130ZM145 232H146V230H145ZM149 232V231H148ZM165 232V231H164ZM101 233V232H100ZM103 233V232H102ZM107 233V232H106ZM113 233V232H112ZM115 233H117V234H119L120 235V233H118L117 231L115 232ZM139 233L137 232V234H134V235H138ZM91 235H93V234H91ZM102 235V236H101ZM100 235V237L101 238H99V239H97V240H95V238H93V241H92V239H90L92 242L91 243H93V242H95V243H93L94 244V246H95V252H96V250H97V255L96 256H98V252H100V254H99V257H97L96 259H94V261H95V264H183V262H181V260H180V258H178V254H181V256L182 255H184L185 254V252H186V249L184 250V249H182V248H178L177 250L176 249H174L173 247L171 248L170 247V245H165V244H161V242H160V244H156V243H154L153 245L151 244V242H149L148 244H150V245H147L146 247L144 246V244L142 245V243H140V240H141V238H140V240H136V242L137 241H139L138 243H134V244H132V245H127V244H121L120 242L119 243H117V244H113V241H112V238L114 237L113 235H111V233H110V235H109V233H108V235L107 234H101ZM116 235V234H115ZM95 236V235H94ZM123 236H124V234H123ZM126 236V235H125ZM124 236V237H125ZM130 236V235H129ZM140 236V235H139ZM97 237V236H96ZM116 237V236H115ZM120 237V236H119ZM119 237H117V238H119ZM133 237V236H132ZM135 237V236H134ZM143 237V236H142ZM169 237V236H168ZM173 237V236H172ZM180 237V236H179ZM179 237L178 238H175L176 239V241H177V239L178 240H180L179 239ZM187 237V236H186ZM164 238V237H163ZM184 238V237H183ZM86 239H89L88 237L86 238ZM121 239V238H120ZM122 239H123V237H122ZM128 239V238H127ZM126 239V240H127ZM138 239V238H137ZM143 239V238H142ZM144 239H147V238H145L144 237ZM169 239V238H168ZM200 239V238H199ZM119 240V239H118ZM131 240H132V238H131ZM153 240V239H152ZM187 240V242H188V240L189 239H186ZM120 241V240H119ZM169 241V240H168ZM167 241V242H168ZM184 240H182L181 242H183ZM196 241V240H195ZM85 242V241H84ZM89 242V241H88ZM121 242H122V240H121ZM124 242V241H123ZM141 242H143V241H141ZM144 242H145V240H144ZM156 242V241H155ZM180 241H178V243H179ZM180 242V243H181ZM162 243H164V242H162ZM169 243H171V242H169ZM184 243H185V241H184ZM191 243V242H190ZM50 244V243H49ZM83 244V243H82ZM188 244V243H187ZM91 245V246H90ZM177 245V244H176ZM94 246H93V248H94ZM172 246V245H171ZM178 246V245H177ZM92 244H85V246H84V248H83V245H82V250H84V254L83 253H80L81 255H84V259H82V257H81V259L82 260H84V262H85V264H90L91 263V261H90V256L92 255V253H91V250H93L92 248ZM176 247V246H175ZM180 247V246H179ZM198 248H201V246L199 245V246H196L195 247V251H197L196 249H198ZM44 249V248H43ZM47 249V248H46ZM171 249H174V250H171ZM202 250V249H201ZM201 250L199 251V254H200V252H201ZM81 251V250H80ZM165 251H167L168 253V255L167 256H165V257H163L164 259H163V261L161 262L160 261V263L158 262H156L155 260H154V253H160L161 255H163V254H165L166 252ZM165 252V253H164ZM78 253V252H77ZM193 253V252H192ZM208 254V253H207ZM40 255V254H39ZM52 255V254H51ZM78 255V254H77ZM187 255V254H186ZM198 255V254H197ZM156 256V255H155ZM159 256V255H158ZM69 258V257H68ZM171 258L173 259L174 258V260H171ZM81 259H80V262H81ZM93 259V258H92ZM43 260V259H42ZM199 260H200V255L197 257V259H196V261L194 262V264H196V263H198L199 262ZM38 261V260H37ZM48 261V260H47ZM93 261V260H92ZM97 261V262H96ZM187 261V260H186ZM74 262V261H73ZM79 262V261H78ZM84 262H83V264H84ZM41 263V262H40ZM94 263V262H93ZM76 264V263H75Z\"/></svg>",
	"mask_w": 264,
	"mask_h": 264
}]
</instances>
